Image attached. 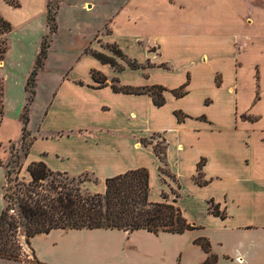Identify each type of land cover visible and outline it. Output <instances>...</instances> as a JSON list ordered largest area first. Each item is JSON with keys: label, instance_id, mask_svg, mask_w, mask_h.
I'll list each match as a JSON object with an SVG mask.
<instances>
[{"label": "crops", "instance_id": "0c3cea01", "mask_svg": "<svg viewBox=\"0 0 264 264\" xmlns=\"http://www.w3.org/2000/svg\"><path fill=\"white\" fill-rule=\"evenodd\" d=\"M103 1L91 5L86 2L84 7L94 9ZM201 1L127 0L121 3L115 15L108 20L114 26L109 27L112 33L103 35L99 31L85 50L93 45L97 37H103L106 43H117L126 56L142 63L153 59L154 54L148 49L158 46L156 63H169L168 58H159L163 45L171 44L178 49L185 40L193 39L200 54L191 62L198 65L195 69L198 72L187 70L178 85L169 87L153 76L158 71L165 74L173 72L171 64L170 70L124 67L117 71L110 65L101 64L84 50L82 56L87 74L60 76L54 80L56 93L44 119L48 126L42 125L43 131H38L37 136L30 131L32 142L23 162L28 176L26 169L33 162H44L52 171L71 176L89 174L96 182L87 184V189L99 194L105 192L106 179L146 169L149 173L150 201L162 202L166 197L169 202L176 200L179 206L182 189L175 163L185 159V167L190 162L187 167L191 172L189 194L197 197H193L197 204L192 207L188 202V209L192 211L179 207L184 218L195 229L181 234L106 228L53 230L34 237L28 246L40 264H206L211 254L216 256V264H264V33L262 37L253 34L245 36L247 47L242 48L241 39L235 37L234 29L237 27L232 28L221 21L227 15L221 9V3L225 0H213L209 4L213 8L207 14L205 10L198 13L191 10L193 15L185 11ZM15 2L18 7L10 5L7 0H0V14L14 28L8 37V51L0 71L10 77L14 74L12 84L13 88L18 89L20 118L27 101V80L49 29L47 0ZM191 16L194 18L192 22ZM213 18L217 20L214 22ZM248 18L247 33L253 25V19ZM116 27L128 31L143 28L156 38L166 35L167 44L154 40V43L143 46L142 50L127 47L118 42ZM13 37H16L13 46L19 44L14 49L9 46V39L13 40ZM196 37L200 38L194 41ZM227 38L230 42L225 44H230V47L223 43L221 45L227 48L224 52L228 56L217 62L213 57L215 51L222 49L219 42ZM136 43L139 44V40H134L131 45ZM250 50L256 51L261 59L255 61L253 66L254 92L250 107L238 112L237 102L241 95L239 77L243 65L238 57ZM139 52L144 53V57H137ZM202 61L208 65L202 64ZM19 66L25 67L20 74ZM43 69L36 78L35 95ZM93 72L107 79L104 86L96 82ZM147 73L149 75L145 77ZM217 74L222 76L220 84L214 78ZM202 83L210 85V91L230 93L233 122L223 123L206 112L191 114L189 110L179 107L172 110L173 121L166 126L165 118L160 113L167 108L169 101L186 99L192 95L194 87ZM156 84L169 89H165V104L160 107L148 94L116 92L112 87L148 88ZM184 85L187 93L181 98L175 97L172 91ZM6 93L7 88L4 95ZM200 94L205 108L214 105L216 93ZM207 100L210 102L207 103ZM33 104L31 102L29 105L28 118ZM177 112L184 116L183 120L178 119ZM245 115L247 118H244ZM261 121L262 128L259 129ZM189 123L194 124L193 139L185 138L182 133ZM140 125L145 126L147 131H139ZM239 129L245 134L241 141L233 137V133ZM172 130L178 133V139L171 138ZM127 133L136 134L133 141L126 139L124 134ZM157 134L164 137L162 156L155 152L157 144L144 142L147 137ZM172 151H175L177 160L173 159ZM202 161L199 170L198 165ZM3 165L0 164V214L5 206L6 169ZM199 173L205 184L197 183ZM173 185H176L175 188ZM154 188L158 197L152 195ZM170 192L174 195L172 199ZM215 207L223 217L213 214L211 210ZM198 238L209 241L210 253L195 243Z\"/></svg>", "mask_w": 264, "mask_h": 264}, {"label": "rangeland", "instance_id": "374dc122", "mask_svg": "<svg viewBox=\"0 0 264 264\" xmlns=\"http://www.w3.org/2000/svg\"><path fill=\"white\" fill-rule=\"evenodd\" d=\"M53 1H60V7L58 10V13L56 15V23H57V32L50 36V48L48 50V58L46 61V66L43 69V71L40 73V83L39 87L36 90V95L33 96L32 102L34 103L32 105V108H30V115H29V124L26 126V129L28 132L26 133V144L28 145L31 140L30 131L37 136V132L41 133L43 131L42 125L45 127L48 126V124L44 123L45 116L48 112V109L50 108V105L52 103V99L54 97V94L56 93V83L54 80L57 77L60 76H66V75H76V74H87V70H85V61L83 60V53L85 48L87 47L88 43L91 42L93 37L101 31V34L106 35L112 33L109 27H114L111 22H109V18L115 15L116 10L121 6V3L126 2L127 0H104L103 4L94 7V9H88L84 7V3L89 2V5L92 3L102 2V0H53ZM107 1V2H106ZM216 1V0H215ZM213 0H202L194 7H188L185 9L187 12L195 11L198 12H204L209 13L210 9L213 8V6H210ZM221 9L224 13H226L225 17L221 20L222 22L226 23L228 26L235 28L237 35L235 37H239L241 40V45L243 47H247L245 45L246 40L244 39L245 36H260L262 37L264 33V0H225L223 3H221ZM192 10V11H191ZM221 11V12H222ZM222 12V14H224ZM193 15V12L191 13ZM248 16L253 19V25L250 29L251 31L247 33V29H249V25H246V21ZM248 18V19H250ZM107 20V21H106ZM111 20V19H110ZM194 20L193 16L190 17V21L192 22ZM217 19L213 18V21L215 22ZM244 22V23H243ZM234 23V24H232ZM107 25V26H106ZM246 28H244V26ZM106 28V29H105ZM244 28V29H243ZM147 29V28H146ZM104 30V31H102ZM118 30V31H117ZM148 30V29H147ZM116 37L119 40L118 42L126 45L127 47H136L141 49L143 46L145 47L147 44L154 43V40H157L161 43L167 44L166 35H163L162 37L156 38V35L150 34L148 31H145L143 28H139L136 30L128 31L121 27H116ZM49 32V30H48ZM48 34V33H47ZM200 34L198 33L197 36ZM153 36V37H152ZM156 39H155V38ZM185 38H191V37H185ZM200 37H196L197 41ZM16 37H13V40L9 39V46L17 47L18 45L15 44ZM161 39V40H160ZM139 40V44L136 43L133 46L131 45L133 41ZM230 42V39H223V41L219 42L222 49L218 48V50L215 51L214 59L217 62L222 61L226 56H228L224 51L227 50L225 46L226 45L230 47V44H225ZM160 43V44H161ZM223 43V44H222ZM117 43H106L104 38L97 37L93 43V45L88 47V50L93 51H99L103 52L107 55H112V52L107 49L108 45H112ZM196 42H193V39H187L183 44H180V47L178 49L173 48V46L170 45H163V51L161 52L160 59L166 60L168 58L169 63L167 62H158L156 63V57L159 55V47L154 46L150 47L148 50L149 52H153L154 56L153 59H148L145 62H141L138 59L130 58L127 56V58L131 60H136L139 64H141V67L143 69H166L170 70L173 67V72L169 74H165L161 71H158V73L153 76L154 79H161L165 82L166 85H169V87H174L178 85L184 78V72L187 70H195L198 65L196 66L191 60H193L195 57L198 56V53L200 54L199 47L196 45ZM222 44V45H221ZM240 46V45H239ZM119 47V45H118ZM120 48V47H119ZM121 49V48H120ZM142 50V49H141ZM125 53V52H124ZM224 54V55H222ZM143 56L144 53L139 52L137 57ZM211 57V55H210ZM212 58V57H211ZM238 58H241L242 61V71L240 74V88L241 95L239 97V100L237 102L238 104V112L240 111H246L250 107V98L252 96V93L254 92V81H253V74H254V63L257 60H260L259 56H257L256 51H246L243 55H240ZM156 60V61H155ZM208 61V60H207ZM117 62L125 67V69H128V65L122 61L120 58L117 59ZM2 62L0 63V67L2 66ZM172 67H171V65ZM202 64L208 65V63L202 61ZM203 68H206L207 66H202ZM19 74L22 72L25 67L19 66ZM8 69V67H7ZM114 69V68H113ZM116 70V69H114ZM197 73L198 71L195 70ZM4 72L0 71V84L2 86L3 95L6 91V88L8 89V93L4 95L3 98V105H4V112L1 119L0 124V159L3 161L4 165L8 164L10 161V169L13 171L12 178H14L16 175V171L18 170L17 165L21 164V169L18 174L19 180H26L29 181L30 178L25 172L24 167V157H25V151L26 148L22 146V129L24 127V114L28 117V109L26 110V106L23 110V115L19 118L18 114H20V108L18 105V89L13 88V82L14 80V74L10 77V75H4ZM134 74V73H131ZM2 75V76H1ZM147 75L145 77H148L149 73L144 74ZM99 78H102V76H99ZM204 78V77H203ZM216 81L220 84L222 82V76L221 74H217L214 77ZM11 81V82H10ZM56 86V87H55ZM154 86H161L169 91L167 87L161 84H156ZM152 86V87H154ZM210 85L205 86V83L200 86H195L194 91L192 92V95L187 97L186 99H183L182 101L175 102L174 100L169 101L167 108H165L160 114L163 115L165 118L164 124L166 126H169L172 121V110L174 108H182L189 110L191 114H196L199 112H206V114H209L211 117H214L216 120L226 123H231L234 120V112L232 110L231 106V97L230 93L228 92H222L217 93L214 92V90L210 91L208 90ZM151 88V87H148ZM200 89V90H199ZM216 93L215 94V103L212 107H209L208 109L203 106L202 103V95L200 93ZM166 94V93H164ZM8 96V97H7ZM30 94H27V97H29ZM7 97V98H6ZM27 100V98H26ZM12 103V105L9 104ZM207 103L210 101L207 100ZM31 104V103H30ZM6 105V106H5ZM27 105V101H26ZM29 108V106H28ZM244 118H247L245 115ZM262 123L259 125V129L262 128ZM194 124L189 123L185 128H183L182 133L184 134L185 138L187 139H193L195 138V135L193 133ZM244 128V129H249ZM139 131H147L146 127L143 125H140L138 127ZM170 132V131H169ZM126 136V139L129 141H133L136 134H124ZM170 136L172 139H178V133L175 132V130H172L170 132ZM234 138H238L239 141L243 140L245 138V134H242V131L239 129L236 131V133H233ZM163 135L157 134L153 135V137H147L144 142L145 143H154L157 144L156 151L159 156H162L164 153L163 151ZM13 148V150H11ZM172 156L174 160H177L175 151H172ZM179 160V159H178ZM176 168L179 169L180 177H178V181L181 185L182 189V199H180L179 206L182 208V210L192 211V209H188V202L193 205L197 204L194 202L193 197L197 198L195 195H190V174L191 172L187 168L190 165V162H187V165L185 167V159L181 163H175ZM70 178L74 177L76 184L79 183L81 189L84 192H90L89 189H87V184L91 182H96L95 179L89 175L84 174L81 176H71ZM171 180V179H170ZM14 183L9 182L7 183V190H9V193L11 192V187ZM176 186V185H175ZM173 185V188H175ZM157 188V187H156ZM156 188H154L152 195L158 197V193ZM214 190V189H213ZM170 198H174L173 193L170 192ZM190 195V196H189ZM194 212H196V209H193ZM19 241L22 245L21 250V257L19 259L20 262H12V261H6V260H0V264H40L33 253L29 249V245H27L25 241V237L21 235L19 237Z\"/></svg>", "mask_w": 264, "mask_h": 264}, {"label": "trees", "instance_id": "16d2710c", "mask_svg": "<svg viewBox=\"0 0 264 264\" xmlns=\"http://www.w3.org/2000/svg\"><path fill=\"white\" fill-rule=\"evenodd\" d=\"M14 7H18L15 0H7ZM60 7V1L47 0V24L49 32L43 38L41 50L37 57L35 66L30 73L26 84L27 97L26 110L35 95L36 78L43 69L45 60L48 58L50 48V36L57 32L56 15ZM14 28L10 22L0 14V63L4 61L8 51V37ZM107 49L112 55L99 51L85 50V53L92 55L103 65H110L117 71L124 69V66L117 62L120 58L129 68L139 69L141 64L131 60L123 53L116 44L108 45ZM98 73L93 72V77L104 86L107 79L99 78ZM116 92L130 94H148L153 98L156 106L165 104L164 91L161 86L151 88L118 87L112 85ZM177 98L183 97L187 92L185 85L172 91ZM3 91L0 84V124L3 116ZM24 114V127L22 129V146L26 148L25 157L28 154L32 139L26 144V133L28 130L29 118ZM179 120L184 116L177 112ZM13 150V148H11ZM156 151V149H155ZM3 165L6 169V183L4 187L5 206L0 214V259L12 262H20L22 245L19 237L23 235L27 245L31 239L38 235L49 234L53 230H82V229H118L128 232L136 230H147L158 234L184 233L187 230L195 229L184 218L176 200L169 202L163 197L162 202L150 201L149 173L146 169L129 171L123 175L108 178L105 181V192L103 194L84 192L75 178H70L67 173L54 172L44 162L31 163L26 171L29 174V181L19 180L18 174L21 164L17 165L18 170L12 178L11 165ZM0 164H3L0 161ZM203 161L199 163L200 170ZM199 173L196 181L198 184H205ZM13 182L11 192L7 190V183ZM213 214L223 217L218 207L211 210ZM195 243L200 245L207 253L211 252L210 243L206 238H198ZM217 258L210 255L206 264H216Z\"/></svg>", "mask_w": 264, "mask_h": 264}]
</instances>
